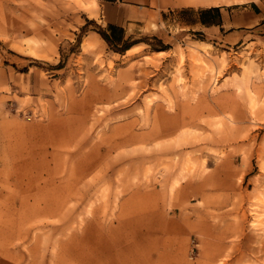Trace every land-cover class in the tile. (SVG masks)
I'll return each mask as SVG.
<instances>
[{"label":"rangeland","instance_id":"374dc122","mask_svg":"<svg viewBox=\"0 0 264 264\" xmlns=\"http://www.w3.org/2000/svg\"><path fill=\"white\" fill-rule=\"evenodd\" d=\"M115 5L0 0V264H264V37Z\"/></svg>","mask_w":264,"mask_h":264},{"label":"crops","instance_id":"0c3cea01","mask_svg":"<svg viewBox=\"0 0 264 264\" xmlns=\"http://www.w3.org/2000/svg\"><path fill=\"white\" fill-rule=\"evenodd\" d=\"M105 4L121 5L118 14L108 11V24L123 27L125 23L141 21L153 8H174L183 14L194 11L192 20L179 19L183 28L197 31L227 44H238L264 37V0L240 4H220L221 0H101ZM226 2V0H224ZM231 2V1H230ZM116 6V5H115ZM146 6V7H145ZM120 10V9H119ZM53 212L49 210V216ZM118 228H127L119 224Z\"/></svg>","mask_w":264,"mask_h":264},{"label":"trees","instance_id":"16d2710c","mask_svg":"<svg viewBox=\"0 0 264 264\" xmlns=\"http://www.w3.org/2000/svg\"><path fill=\"white\" fill-rule=\"evenodd\" d=\"M108 29L110 32H112L114 30H117V27H115L113 25H108ZM98 34L101 35L103 40H105L106 42H109V35H107L105 32L99 31Z\"/></svg>","mask_w":264,"mask_h":264},{"label":"bare ground","instance_id":"6f19581e","mask_svg":"<svg viewBox=\"0 0 264 264\" xmlns=\"http://www.w3.org/2000/svg\"><path fill=\"white\" fill-rule=\"evenodd\" d=\"M175 121V120H174ZM159 130V129H158Z\"/></svg>","mask_w":264,"mask_h":264}]
</instances>
